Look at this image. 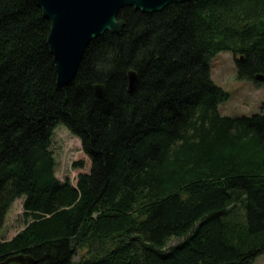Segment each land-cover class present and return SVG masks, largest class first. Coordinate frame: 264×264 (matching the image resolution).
<instances>
[{
	"label": "trees",
	"instance_id": "16d2710c",
	"mask_svg": "<svg viewBox=\"0 0 264 264\" xmlns=\"http://www.w3.org/2000/svg\"><path fill=\"white\" fill-rule=\"evenodd\" d=\"M118 18L60 86L42 9L0 0V230L19 197L26 220L0 239V264L20 253L34 264H249L264 252V112L222 114L229 93L209 60L231 51L238 77L264 73V0L125 6ZM59 124L91 161L75 185L55 175Z\"/></svg>",
	"mask_w": 264,
	"mask_h": 264
},
{
	"label": "water",
	"instance_id": "95a60500",
	"mask_svg": "<svg viewBox=\"0 0 264 264\" xmlns=\"http://www.w3.org/2000/svg\"><path fill=\"white\" fill-rule=\"evenodd\" d=\"M43 15L50 21L47 37L53 56L57 84H68L77 72L81 58L89 42L105 31L117 33L124 25L118 12L125 6H133L143 12L160 11L172 2L186 0H35ZM257 26L264 28V19H257ZM241 58V57H240ZM128 90L134 89L137 74L127 72ZM254 79L264 81L262 73H255ZM97 97L103 98L105 86L93 85ZM30 255L16 254L7 257L1 264H34Z\"/></svg>",
	"mask_w": 264,
	"mask_h": 264
},
{
	"label": "rangeland",
	"instance_id": "374dc122",
	"mask_svg": "<svg viewBox=\"0 0 264 264\" xmlns=\"http://www.w3.org/2000/svg\"><path fill=\"white\" fill-rule=\"evenodd\" d=\"M236 57L240 55L237 54ZM209 62L212 80L229 93V97L219 103L222 114L236 116L264 112V81L238 77L236 60L231 51L217 52ZM50 148L56 161L55 175L60 180L69 178L75 185L78 174L89 171V157L83 152L79 138L65 125L56 126ZM23 211V197H19L14 200L4 217L0 230L1 240L10 239L25 226ZM176 241L173 238L169 244ZM249 264H264V252Z\"/></svg>",
	"mask_w": 264,
	"mask_h": 264
}]
</instances>
